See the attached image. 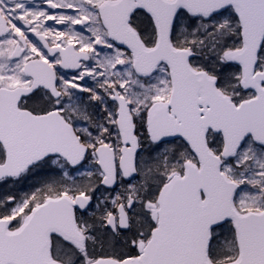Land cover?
I'll list each match as a JSON object with an SVG mask.
<instances>
[{
	"label": "snow or ice",
	"instance_id": "snow-or-ice-1",
	"mask_svg": "<svg viewBox=\"0 0 264 264\" xmlns=\"http://www.w3.org/2000/svg\"><path fill=\"white\" fill-rule=\"evenodd\" d=\"M0 190V264H264V0H0Z\"/></svg>",
	"mask_w": 264,
	"mask_h": 264
},
{
	"label": "rangeland",
	"instance_id": "rangeland-1",
	"mask_svg": "<svg viewBox=\"0 0 264 264\" xmlns=\"http://www.w3.org/2000/svg\"><path fill=\"white\" fill-rule=\"evenodd\" d=\"M23 190H26V185H22V186H20ZM0 191H2V190H0Z\"/></svg>",
	"mask_w": 264,
	"mask_h": 264
}]
</instances>
